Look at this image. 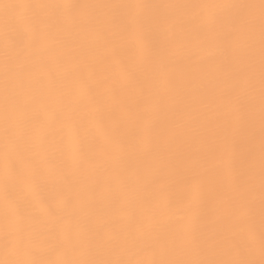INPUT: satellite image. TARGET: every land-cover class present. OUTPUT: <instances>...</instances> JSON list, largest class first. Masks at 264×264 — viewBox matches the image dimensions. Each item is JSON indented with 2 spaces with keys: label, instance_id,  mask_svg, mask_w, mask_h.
Masks as SVG:
<instances>
[{
  "label": "bare ground",
  "instance_id": "1",
  "mask_svg": "<svg viewBox=\"0 0 264 264\" xmlns=\"http://www.w3.org/2000/svg\"><path fill=\"white\" fill-rule=\"evenodd\" d=\"M261 0H0V264H264Z\"/></svg>",
  "mask_w": 264,
  "mask_h": 264
},
{
  "label": "snow or ice",
  "instance_id": "2",
  "mask_svg": "<svg viewBox=\"0 0 264 264\" xmlns=\"http://www.w3.org/2000/svg\"><path fill=\"white\" fill-rule=\"evenodd\" d=\"M261 10H262V19H264V0H261ZM197 264H236V262H209V261H201L197 262Z\"/></svg>",
  "mask_w": 264,
  "mask_h": 264
}]
</instances>
